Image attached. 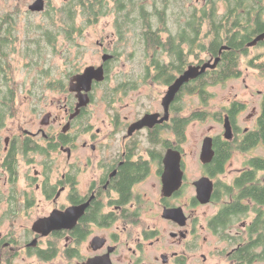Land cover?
Segmentation results:
<instances>
[{
	"label": "flooded vegetation",
	"instance_id": "af4514ba",
	"mask_svg": "<svg viewBox=\"0 0 264 264\" xmlns=\"http://www.w3.org/2000/svg\"><path fill=\"white\" fill-rule=\"evenodd\" d=\"M48 4L49 0H45V10L42 12L47 10ZM63 30L66 33L68 28ZM114 34L117 35L116 29ZM105 39L98 40L103 48L101 63L87 65L82 70H70L59 85L51 87L52 91L63 97L61 102L65 121H59V116H56L53 122L52 114L49 113L42 121L44 126L37 131L20 125L17 133L7 137L4 147L0 148V178L6 187H0V264H37L30 259H37L41 264L206 263L208 255L200 252L204 242L208 241L203 233L209 231L217 235L212 221L223 206L231 201V196L226 194V185H232L247 167L229 184L221 179L227 163L237 152L264 147V141L260 140L247 150L241 148L248 133L259 126L264 93L259 90L261 101L258 106H254L255 124L243 129L239 124V116L248 104L238 98L232 99L228 105L221 107L220 113L215 112L213 116L223 124V133L206 136L213 138L214 156L211 161L203 163L202 146L200 150L203 174L198 179L207 176L213 181L212 197L208 203H202L197 199V191L188 196L184 190L188 185L197 190L195 182L198 179L189 180L183 144L188 138L187 129L195 119L189 123L187 120L195 110L185 113L180 101L183 95L196 93L194 82L197 78L182 86L169 105L168 118L160 120L166 114L163 99L169 87L190 65L204 62L188 64L182 72L174 71L168 66L171 59L167 60L163 55L165 50L159 52L160 66L152 65L149 59L142 79L129 78L123 84V87L130 89H138L143 82H148L151 87L165 86L164 91H159L161 97L157 99L155 96L157 102L154 101L143 111L135 112L112 106L104 126H95L91 107L96 102L100 86L108 81L112 62L118 57L113 48H106ZM261 42L264 45V41ZM105 54L112 57L105 61ZM219 55L221 51L207 61H214ZM163 65L168 66L167 76L164 75ZM89 66L103 67L105 78L93 79L91 86H78L79 90H72V84L77 83L73 77L83 74ZM251 68L264 75L262 69L247 66V69ZM240 70L241 75L234 78L243 77L241 66ZM86 87L90 89L86 90ZM108 89L102 91L105 97L106 94L108 97L109 93L114 94L118 88H113L111 92ZM84 93L88 94L89 102L78 108L79 95L83 96ZM208 94L206 102L212 95L209 91ZM235 103L240 104L242 109L233 113ZM149 114L158 115V122L131 131L135 123ZM227 119L232 129L231 138L225 135ZM181 126H185L184 137L179 133ZM53 127H57V130L50 132ZM229 143H235L236 146H230ZM227 144L229 157L221 164L215 156L222 151L226 154ZM169 150L182 154L183 181L179 189L167 195L164 192V173L165 157ZM253 157L264 155H252L248 161ZM22 164L27 165L28 169L30 166L35 167L34 174H31V169L26 172V187L16 186L22 174ZM36 165L40 166V170ZM53 174L56 176L53 177ZM245 202L264 210V205H256L250 200ZM35 203L45 206L43 214L37 216L31 226L25 225L26 228L19 231L18 225L22 219L19 216L29 214ZM211 204L217 205L218 209L207 218V223L203 222L196 213L197 207ZM170 210L176 211L172 217L166 214ZM56 211L63 216L64 225L61 229L52 230L49 234L34 229L39 219L50 217ZM249 223L243 224L244 234L241 232L238 235L242 239ZM233 243L231 240L230 244L235 246L228 252L227 259L231 262L228 264L233 263L231 255L234 249L242 245L239 241Z\"/></svg>",
	"mask_w": 264,
	"mask_h": 264
},
{
	"label": "rangeland",
	"instance_id": "374dc122",
	"mask_svg": "<svg viewBox=\"0 0 264 264\" xmlns=\"http://www.w3.org/2000/svg\"><path fill=\"white\" fill-rule=\"evenodd\" d=\"M35 1L0 0V22H3L4 25L8 21L13 24L8 36L12 43L8 53V60L12 66L9 72V85L16 92L15 113L7 114L4 126L0 129L1 149L4 147V140L17 133L20 125L29 130L37 131L39 127L44 126L42 121L49 113L52 114L53 122L56 116H59V121H65L63 119V103L61 102L63 97L61 98L57 92L52 91L51 87L59 85L70 70L77 68L82 70L87 65L101 63L103 48L98 44L99 39L106 38L104 41L106 48H113L118 57L112 62L108 81L100 86L96 102L91 107V112L94 113L92 117L95 126H104V120H108L109 109L112 106L128 108V112L130 110L134 112L143 111L145 107L154 103L155 96L158 97L157 99L161 97L159 91H164L165 86L151 87L148 82H143L138 89L123 87L124 82L128 81L129 78L142 79L146 66L150 63V54L145 52L144 46L137 43L140 28L130 30L127 38L122 40L114 34V13L90 23L87 14L78 9L75 11L76 18L67 23L62 8L68 0H49L47 10L42 13L29 10V6ZM53 16L55 17L54 23ZM82 27L84 28L80 31ZM63 28H68V31L63 32ZM72 31V35H69V32ZM49 38L54 39L50 41ZM263 49L260 46H251L248 52L249 57ZM35 51L37 54L34 55L33 52ZM164 53L166 59H170L167 52ZM207 56V53L202 52L200 59H206ZM247 60L246 57L241 59L240 65L244 71L242 78H230L208 87V91L212 94L208 102H203L202 96L197 92L182 96L180 104L185 113L202 109L210 112L206 119L192 121L187 129L188 138L183 144V150L190 181L198 179L203 174L200 150L204 138L207 135H216L224 131L223 124L216 120V117H213L215 112L220 113L222 106L228 105L232 99L238 98L248 104L247 109L239 116V124L242 129L253 127L255 124L254 106H258L261 101L259 90L264 93V75L252 68L247 69ZM189 61L190 64H197L199 59L192 55L189 57ZM247 84L249 87H246ZM3 88L2 90L6 89ZM107 88L110 89V92L113 88L118 89L114 94L109 93V97L108 94L105 97L102 91ZM113 97L116 98L113 100ZM52 101L53 103H51ZM58 125L60 126V124ZM55 130L57 127H53L50 132ZM57 155L60 156L61 154L57 153ZM252 155H264V147L235 153L227 163L226 171L221 179L232 184L234 178L247 166L248 159ZM36 166L40 170V166ZM30 169L31 174H34V166H30L29 169L27 165L21 167L22 174L16 186H27L28 175L26 172ZM54 176L56 175L53 174ZM0 187L6 188L1 178ZM184 191L188 196L196 194L193 186L188 185ZM248 203L252 206V203ZM217 207L214 204L201 205L197 207L196 213L201 216L203 222L207 223V218L216 212ZM44 209L43 204L35 203L29 214L20 215L19 218L22 219L19 221L18 230L23 231L26 228L25 225L31 226L37 216L43 214ZM204 215L207 216L204 217ZM254 215L250 212L247 216H241L234 225L227 229V233L230 234L229 237L211 234L209 231L203 233V236L208 237V241L207 243L204 242L200 252H205L208 255V261L199 264L231 263L227 259L228 252L235 245L230 244V239L243 232V224L251 222ZM6 226H8V221ZM203 236L202 240L204 239ZM30 261L41 264L37 259H30ZM255 263L264 264V260Z\"/></svg>",
	"mask_w": 264,
	"mask_h": 264
},
{
	"label": "trees",
	"instance_id": "16d2710c",
	"mask_svg": "<svg viewBox=\"0 0 264 264\" xmlns=\"http://www.w3.org/2000/svg\"><path fill=\"white\" fill-rule=\"evenodd\" d=\"M78 9L88 13L90 23L114 13V27L122 40L127 38L130 30L140 28L137 43L150 54L152 65H161L158 53L165 50L171 59L168 66L174 71L182 72L191 63L189 57L192 55L199 59L198 63L205 62L211 56H217L226 46L219 55L221 61L217 67L207 70L194 82V90L202 96L203 102L209 96L207 87L210 84L241 75L243 57L248 59V65L264 71V49L252 57L248 53V43L264 32V0H68L62 8L67 23L76 18L75 11ZM52 20L54 23V16ZM11 28L13 24L9 21L6 25L0 22V129L7 114L15 113L16 109V92L9 85L12 66L8 53L12 43L8 36ZM72 33L69 32V35ZM49 39L53 41L54 38ZM259 46L264 48L263 42L254 47ZM202 52L208 54L206 59H200ZM168 66H162L166 76ZM3 87L6 89L2 90ZM241 107L235 103L233 113L241 110ZM262 114L258 128L248 133L242 149L247 150L258 141H264V101ZM209 115L204 109L196 110L187 123L191 119H206ZM184 127H180L181 137H184ZM229 144L236 146L235 143ZM229 144L225 148L226 154L222 151L215 156L221 164L229 157ZM226 194L231 196V201L214 218L213 228L217 235L229 237L227 228L241 216L255 212V217L247 225L244 239L236 235L230 241L233 244L242 242L231 255L232 264H256V261L264 260V210L245 201L264 205V157L251 158L234 183L226 185Z\"/></svg>",
	"mask_w": 264,
	"mask_h": 264
},
{
	"label": "water",
	"instance_id": "95a60500",
	"mask_svg": "<svg viewBox=\"0 0 264 264\" xmlns=\"http://www.w3.org/2000/svg\"><path fill=\"white\" fill-rule=\"evenodd\" d=\"M29 10L34 12H42L45 10V0H36L29 6ZM264 41V32L258 34L252 41L248 43V46H255L259 42ZM224 46L221 49H226ZM112 55L105 54L103 59L106 61L110 59ZM221 61V56H218L214 61L209 60L204 62L203 64L190 65L183 74H181L175 82L169 87L166 96L163 99V105L166 109V114L163 119L164 121L168 118V108L170 103L175 99L178 92L181 90L182 86L189 82L191 79H196L203 73L207 71L209 68H216L219 62ZM105 78L103 67L96 68L95 66H89L86 68L83 74L77 75L73 77V81H76V84H72V90H79L78 86H91L93 79L103 80ZM76 86V87H75ZM86 90H89L90 87H86ZM80 102L78 104V108L84 107L89 102L88 94L84 93L83 96L79 95ZM158 115H146L141 121L134 124L131 128V131L135 128H142L146 125L152 126L154 123L158 122L156 118ZM226 137H232V129L230 126V122L226 121ZM214 156L213 149V138L208 136L203 140L202 144V152H201V160L203 163H207L211 161ZM181 160L182 154L180 151L169 150L165 157V173H164V192L167 195H170L173 191L179 189L182 185L183 181V170L181 168ZM196 191H197V199L202 203H208L212 197L214 183L213 181L207 177L203 176L195 182ZM173 212L176 211H167L166 214L168 217H172ZM63 216L62 213L56 211L50 217L39 219L34 226V229L43 234H49L52 230L61 229L63 227Z\"/></svg>",
	"mask_w": 264,
	"mask_h": 264
}]
</instances>
